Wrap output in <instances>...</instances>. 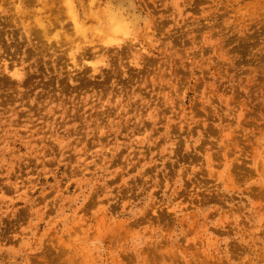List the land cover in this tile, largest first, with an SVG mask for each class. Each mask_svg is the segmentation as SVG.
<instances>
[{"label": "rangeland", "instance_id": "obj_1", "mask_svg": "<svg viewBox=\"0 0 264 264\" xmlns=\"http://www.w3.org/2000/svg\"><path fill=\"white\" fill-rule=\"evenodd\" d=\"M0 264H264V0H0Z\"/></svg>", "mask_w": 264, "mask_h": 264}, {"label": "bare ground", "instance_id": "obj_2", "mask_svg": "<svg viewBox=\"0 0 264 264\" xmlns=\"http://www.w3.org/2000/svg\"><path fill=\"white\" fill-rule=\"evenodd\" d=\"M97 72V71H96Z\"/></svg>", "mask_w": 264, "mask_h": 264}]
</instances>
